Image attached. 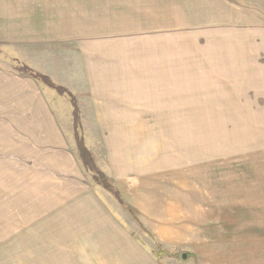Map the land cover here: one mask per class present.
<instances>
[{
  "label": "rangeland",
  "instance_id": "obj_1",
  "mask_svg": "<svg viewBox=\"0 0 264 264\" xmlns=\"http://www.w3.org/2000/svg\"><path fill=\"white\" fill-rule=\"evenodd\" d=\"M220 4L65 0V75L0 46V264H264V4L245 21ZM77 36L116 44L96 100L73 67L98 43ZM159 45L155 110L139 66ZM74 105L110 191L79 160Z\"/></svg>",
  "mask_w": 264,
  "mask_h": 264
},
{
  "label": "crops",
  "instance_id": "obj_2",
  "mask_svg": "<svg viewBox=\"0 0 264 264\" xmlns=\"http://www.w3.org/2000/svg\"><path fill=\"white\" fill-rule=\"evenodd\" d=\"M195 0H187L189 4H193ZM207 3H212L214 0H200ZM219 1L212 4L217 7ZM264 0H222L221 10L222 19H231L230 15H233L232 19L245 21L246 19H255L256 15H260L262 12V5ZM212 5L209 9H206V13L213 11ZM226 5V6H224ZM239 5L238 9L235 6ZM216 10V9H215ZM50 19L53 22L52 30H46L50 26L46 24L47 20ZM91 32H94L91 30ZM148 35V34H147ZM144 35V37L159 38L161 35ZM73 39H79V42L91 45L94 41L98 40L93 38L80 39L79 36L73 37ZM72 39V40H73ZM97 46H90L88 49L78 50L77 60L78 63L73 69H78V76L87 77L86 81L82 82L84 91L87 95L91 96L96 100L94 95L102 87H105L108 83L103 82L100 77L97 76L105 66L103 64H96V62H102L103 49H108V45L114 47L115 42L110 40H104L103 42L96 41ZM0 46L13 48H20L23 50L24 55H20L19 59L24 63H21L29 69L38 68L30 64L31 60H42L47 65V69H55L58 67L61 75H65V0H0ZM44 46V52L38 51V47ZM104 47V48H103ZM58 48H61L59 50ZM25 49H29V56L25 55ZM92 52V54H91ZM141 57L144 59L141 68L143 75L148 72V78L151 79L150 84L153 86L152 91L155 93L154 98V109H163L164 98L161 97L162 88L159 86L163 85V78L158 76V71L165 68V61L159 59V55L166 53L165 48L160 45L153 48L152 50H143ZM151 54L150 58L153 60L151 64H147V58L144 54ZM17 57H15L16 59ZM18 59V58H17ZM24 59V60H23ZM147 59V60H145ZM130 59H128V62ZM55 62V63H54ZM53 63L48 66V64ZM94 63V64H92ZM43 66V65H42ZM124 66L123 68H125ZM134 64L130 61L129 68H134ZM99 68V70L97 69ZM92 73H91V71ZM47 76H53V73H46ZM53 80V84H57L65 88V81L58 83ZM81 81V80H80ZM128 81V80H127ZM170 84H173L172 79H169ZM66 89V88H65ZM68 89V88H67ZM66 89V90H67ZM69 90V89H68ZM67 90V91H68ZM70 93V91H68ZM73 93V92H72ZM71 94V93H70ZM74 98L75 95L71 94ZM121 100H114L111 103H115ZM98 108V105L96 106ZM100 115V113L98 114ZM155 115H161L159 113ZM262 240V238L260 239ZM264 243V240H262ZM262 245V243L260 242Z\"/></svg>",
  "mask_w": 264,
  "mask_h": 264
},
{
  "label": "trees",
  "instance_id": "obj_3",
  "mask_svg": "<svg viewBox=\"0 0 264 264\" xmlns=\"http://www.w3.org/2000/svg\"><path fill=\"white\" fill-rule=\"evenodd\" d=\"M31 75L36 80L41 79L47 86H49L52 89H55V90H57L59 92H63V93L66 92L62 88H61V90H59V88L54 86V84H52V82H49L50 79L45 78V76L36 75L33 73H31ZM53 86L55 88H53ZM67 96H69V98L71 99V102L75 101V98L69 92H67ZM77 116H78V111L76 113V106L74 105V117H73L74 118L73 121H74V125H75V128H74L75 129V138H74V140H75L76 151L78 153L79 160H80L82 166L84 167V169L90 173L92 180L94 182H96L98 185H100L103 189L109 190L111 188L107 185L106 179L104 178L105 176L96 167L90 152L87 150V148L85 147V145L83 143L82 137L80 136V134L78 135L80 128L77 126L78 125V117Z\"/></svg>",
  "mask_w": 264,
  "mask_h": 264
},
{
  "label": "water",
  "instance_id": "obj_4",
  "mask_svg": "<svg viewBox=\"0 0 264 264\" xmlns=\"http://www.w3.org/2000/svg\"><path fill=\"white\" fill-rule=\"evenodd\" d=\"M182 258H183V259H185V258H186V256H182Z\"/></svg>",
  "mask_w": 264,
  "mask_h": 264
}]
</instances>
